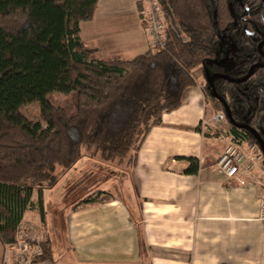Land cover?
I'll use <instances>...</instances> for the list:
<instances>
[{
	"label": "trees",
	"instance_id": "obj_1",
	"mask_svg": "<svg viewBox=\"0 0 264 264\" xmlns=\"http://www.w3.org/2000/svg\"><path fill=\"white\" fill-rule=\"evenodd\" d=\"M99 1L0 0L3 245L17 243L35 190L44 218L42 192L56 182L59 168L71 169L87 153L134 168L151 130L163 122L164 114L182 106L187 91L201 85L200 80H205L202 89L212 107L226 114L222 100L211 91L209 62L236 60L227 74L240 78L263 60L257 50L264 34L261 0H155L164 18L162 43L150 44L131 58H101L98 48L83 39L81 24L94 19ZM146 7V0H138L145 29ZM214 82L234 119L264 136V68L254 69L244 83L224 78ZM55 92L71 98L56 104L50 97ZM36 102L39 120L22 112ZM227 120L235 140L259 145L252 132ZM188 160L184 172L197 173L199 158ZM97 198L86 196L75 205ZM40 244L43 254L36 261L49 259V242Z\"/></svg>",
	"mask_w": 264,
	"mask_h": 264
},
{
	"label": "crops",
	"instance_id": "obj_2",
	"mask_svg": "<svg viewBox=\"0 0 264 264\" xmlns=\"http://www.w3.org/2000/svg\"><path fill=\"white\" fill-rule=\"evenodd\" d=\"M81 32L101 58H131L149 48L138 0H100ZM206 102L198 85L180 108L164 114L121 193L61 206L59 213L52 207L48 215L47 187L43 218L35 190L17 243H0V264H20L22 236L49 242L50 264H264L261 186L240 184L218 171L222 141L198 129ZM190 157L200 161L195 174L184 172Z\"/></svg>",
	"mask_w": 264,
	"mask_h": 264
},
{
	"label": "rangeland",
	"instance_id": "obj_3",
	"mask_svg": "<svg viewBox=\"0 0 264 264\" xmlns=\"http://www.w3.org/2000/svg\"><path fill=\"white\" fill-rule=\"evenodd\" d=\"M146 33L150 45L151 38L147 30ZM232 61H234V59H231V61L229 62H224V63L221 62L219 63V66L225 73H228L234 67V63ZM215 64L216 62L208 63V67L210 71H213L215 69L214 67ZM200 82H201L200 86L201 88H203L205 85V80L204 79L202 81L200 80ZM50 97L54 103L60 105L66 104L68 100H70L71 98L69 94H63L59 92H55L51 94ZM205 100L207 101L204 108L205 114L199 126L201 127V129L204 128L202 129L204 133L206 134L207 132H209V134L213 133L214 136L220 138L223 145V150H222L223 153L226 146H228L233 141L232 135L229 136L227 132L224 133L225 127H228L229 129L230 126L228 122H226L225 120L216 123L217 125L216 127L207 124L209 123V120L212 119L215 112L217 113L220 111H217L212 107L210 99L207 97L206 94H205ZM22 112L26 114L29 118L34 120H39L41 116L40 107L37 102L23 107ZM226 120H227V116H226ZM207 126L212 128L213 131ZM215 130L217 134H215L214 132ZM223 135L225 137L221 138V136ZM245 145H254V144L245 143ZM222 153L220 154V156L222 155ZM93 156L87 153L71 169L63 170L59 168L57 170L56 172L57 180L54 184H52V186H50L47 189L45 194L46 195L45 208L47 211L46 213L48 215L53 213L52 207H55L56 211L59 213V211L60 212L62 211L61 209L63 206L74 205L79 201V199L84 198L86 196L97 198L103 193L106 195H115V194L117 195V193H121L123 189L121 183L125 179V177L129 175L131 171L130 167L125 163L117 162V160L112 162H107L100 160L96 156L94 157ZM251 174H252V180L248 179V182L255 181L258 184H260L263 194L264 193V160L263 159L258 162V165L255 167V169ZM125 183L126 181L124 180V185ZM100 192L103 193L100 194ZM19 240H21L20 241L21 243H19V247H18V252L20 254V247L22 245V242L27 241V238L22 236ZM31 240L34 241L33 239ZM19 254H18V261H19Z\"/></svg>",
	"mask_w": 264,
	"mask_h": 264
},
{
	"label": "built area",
	"instance_id": "obj_4",
	"mask_svg": "<svg viewBox=\"0 0 264 264\" xmlns=\"http://www.w3.org/2000/svg\"><path fill=\"white\" fill-rule=\"evenodd\" d=\"M146 6L148 9L146 8L144 12V20L147 23L146 30L151 38V44H161L164 18L160 5L155 0H146ZM224 120L227 122L224 112H215L208 124L216 127V123ZM225 132H227L229 136L232 135L233 141L226 146L222 155L216 161V167L227 179L235 180L240 184H246L248 183V179L252 180L251 173L258 165V162L263 159V154L257 149L258 147L256 145H245V142L235 140L230 127L229 129L225 127L224 133ZM222 137L225 136L223 135L221 138ZM260 218L264 221V193L261 196ZM40 242L41 241H36L33 244L27 241L22 242L19 254L20 264H50L48 259L36 261V257L43 254V248Z\"/></svg>",
	"mask_w": 264,
	"mask_h": 264
},
{
	"label": "flooded vegetation",
	"instance_id": "obj_5",
	"mask_svg": "<svg viewBox=\"0 0 264 264\" xmlns=\"http://www.w3.org/2000/svg\"><path fill=\"white\" fill-rule=\"evenodd\" d=\"M262 2H263V4H264V0H261ZM257 50H258V52H259V54H260V56L262 57V61L261 62H257V63H255V64H252L251 66H250V68L248 69V72H247V74L249 73V71H250V69L252 68V66H255V65H258V66H256V67H254V69H256V68H264V66H261L262 64H264V34L261 36V39L259 40V42L257 43ZM233 63H234V67H233V69L236 67V65H237V62H236V60H234V61H232ZM214 67H215V69L213 70V71H209V80H210V78H211V76L212 75H214V74H217V73H220V74H223V75H225V76H227V77H229L230 79H234V80H239V79H242V78H244L245 76H243V77H240V78H236V77H232V76H230V75H228L227 73H225L222 69H221V67L219 66V63H216L215 65H214ZM232 69V70H233ZM254 69L252 70V73H253V71H254ZM210 70V69H209ZM231 70V71H232ZM231 71H229L228 73H230ZM252 73H251V75H252ZM251 75H250V77H251ZM249 77V78H250ZM217 78H224V79H226L225 77H222V76H220V77H217ZM217 78H215L214 79V81L217 79ZM248 78V79H249ZM247 79V80H248ZM226 80H228V81H230L229 79H226ZM247 80H245V81H243V82H236V83H244V82H246ZM230 82H233V81H230ZM209 84H210V82H209ZM210 87H211V85H210ZM214 87H215V82H214ZM215 89H216V87H215ZM211 91H212V88H211ZM216 91H217V89H216ZM218 93V92H217ZM212 94H213V92H212ZM219 95V94H218ZM220 96V95H219ZM221 97V96H220ZM223 104H224V106H225V103L228 105V103L223 99ZM228 107H229V109H230V111H231V113H232V110H231V108H230V106L228 105ZM225 110H226V106H225ZM226 115H227V111H226ZM232 115H233V113H232ZM227 118H228V115H227ZM234 118V117H233ZM235 120V119H234ZM230 121V120H229ZM236 121V120H235ZM227 122H228V120H227ZM236 123H238L237 121H236ZM240 124V123H239ZM241 125H246V126H250V125H248L246 122H244V123H242ZM237 126V125H236ZM238 127H240V126H238ZM250 127H252V126H250ZM240 128H245V127H240ZM253 128V127H252ZM247 129V128H246ZM253 129H255V128H253ZM247 130H249V129H247ZM256 130V129H255ZM250 131V130H249ZM257 131V130H256ZM250 132H252L253 134H254V136L256 137V139H257V142H258V144L259 145H256L259 149H260V151H261V146H260V142H259V139H258V137H257V135L253 132V131H250ZM258 133H259V135H260V137L263 139V141H264V136L259 132V131H257ZM262 152V151H261ZM262 154H263V160H264V153L262 152Z\"/></svg>",
	"mask_w": 264,
	"mask_h": 264
},
{
	"label": "water",
	"instance_id": "obj_6",
	"mask_svg": "<svg viewBox=\"0 0 264 264\" xmlns=\"http://www.w3.org/2000/svg\"><path fill=\"white\" fill-rule=\"evenodd\" d=\"M256 66H258V65L252 66V68L250 69L249 73L244 78L239 79V80L230 79L229 77H227V76H225L223 74H220V73H217V74L212 75L211 78H210V80H209V82H210V85H211V88H212L213 95L223 101V99L218 95V93H217V91H216V89L214 87V79L215 78L222 76V77H225L226 79H229L230 81H233V82H243V81L247 80L250 77V75L252 73V70ZM261 66H264V64H262ZM225 106H226V111H227L228 119L230 120L231 124H234V125H237V126H240V127L243 126V127L247 128V129H249L250 131H253L257 135V137H258L259 142H260V146H261V151L264 153V141L260 137L259 133L255 129H253L252 127H250V126L241 125L239 123H236V121L234 120L233 115H232V113H231V111H230V109H229V107H228V105L226 103H225Z\"/></svg>",
	"mask_w": 264,
	"mask_h": 264
}]
</instances>
